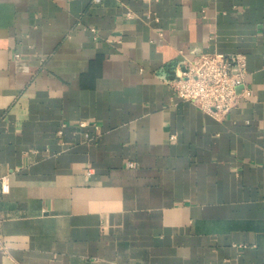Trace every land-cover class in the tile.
<instances>
[{
  "label": "crops",
  "instance_id": "obj_1",
  "mask_svg": "<svg viewBox=\"0 0 264 264\" xmlns=\"http://www.w3.org/2000/svg\"><path fill=\"white\" fill-rule=\"evenodd\" d=\"M214 50L222 118L167 82ZM0 177V264H264V0H0Z\"/></svg>",
  "mask_w": 264,
  "mask_h": 264
},
{
  "label": "built area",
  "instance_id": "obj_2",
  "mask_svg": "<svg viewBox=\"0 0 264 264\" xmlns=\"http://www.w3.org/2000/svg\"><path fill=\"white\" fill-rule=\"evenodd\" d=\"M91 1L99 3L102 0ZM128 14L131 15L130 12ZM90 29L94 30L93 27ZM246 74L244 53L202 51L175 66L174 77L167 78V82L178 99L191 101L200 110L222 118L240 100H245L253 94L252 86L245 80ZM87 124L85 121L77 123L79 127ZM64 125L62 123L57 128L60 137L63 136ZM93 126L97 129V125ZM84 134L87 140L96 137V132L90 134L86 131ZM9 188L7 177H0V198ZM2 248L4 246L0 239V249Z\"/></svg>",
  "mask_w": 264,
  "mask_h": 264
},
{
  "label": "water",
  "instance_id": "obj_3",
  "mask_svg": "<svg viewBox=\"0 0 264 264\" xmlns=\"http://www.w3.org/2000/svg\"><path fill=\"white\" fill-rule=\"evenodd\" d=\"M172 77H174V70H172V74H171L170 78H172Z\"/></svg>",
  "mask_w": 264,
  "mask_h": 264
}]
</instances>
